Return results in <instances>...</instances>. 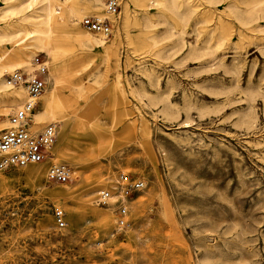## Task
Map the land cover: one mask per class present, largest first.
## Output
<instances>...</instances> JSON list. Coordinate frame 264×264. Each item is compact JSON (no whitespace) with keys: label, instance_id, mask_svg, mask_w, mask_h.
I'll use <instances>...</instances> for the list:
<instances>
[{"label":"rangeland","instance_id":"374dc122","mask_svg":"<svg viewBox=\"0 0 264 264\" xmlns=\"http://www.w3.org/2000/svg\"><path fill=\"white\" fill-rule=\"evenodd\" d=\"M19 1L0 0V27L32 33ZM178 1V13L119 0L115 15L76 19L109 18L108 36L80 25L104 37L107 51L57 54L86 64L61 88L79 83L82 95L60 108L65 127L51 121L56 137L35 164L40 180L25 166L0 169V264H264V0L252 14L251 0ZM21 100L0 104V131ZM52 163L68 165L71 179L47 182ZM137 180L142 186L125 194L123 184ZM102 189L106 203L96 200Z\"/></svg>","mask_w":264,"mask_h":264},{"label":"bare ground","instance_id":"6f19581e","mask_svg":"<svg viewBox=\"0 0 264 264\" xmlns=\"http://www.w3.org/2000/svg\"><path fill=\"white\" fill-rule=\"evenodd\" d=\"M152 1L154 4H161L169 10L176 11L177 13L181 12V4L178 0ZM259 3H261V0H251L249 5L246 6V12L252 14ZM103 4L102 0H20L18 11L29 12V14L25 15L23 18V22L36 28L32 33H29L20 29L12 32L10 31V24H4L0 27V104L2 106H8L11 103H15L21 95L23 100L26 95L24 84L9 82L8 75L16 69L24 71L27 74H33L36 64L33 62L34 59H31V56L35 50H39L46 55L52 56V61L49 66L45 62V73L47 74L50 87L46 89L44 86L37 100V106H39V108L35 107L33 109V122L47 123L59 121L62 123V127H65L67 122L64 121L65 119L62 116L58 115V112L60 108H63V106L71 100L70 98L72 95L80 96L83 90L79 83H74V88L72 90L68 89L67 93H65L61 91L62 83L65 79L71 78L76 74L79 69L77 65L84 67L86 64L79 61L80 58L74 60L73 63L67 60H59L57 54H60L59 52L63 51L66 46L80 51H89L93 46H101L104 51H107L105 38L95 37L88 33L93 32L95 34H100L98 32L87 29L85 30L88 32L83 31L80 27V25L82 26L81 20L80 24L79 20H76L80 19V16L88 11H95L98 14H104L106 11L110 15H115L109 13L107 7L105 8L106 10L103 9ZM238 18L240 19V16ZM82 28L84 27L82 26ZM21 32H25L26 35H29L30 41L28 43L18 44L10 48H6L2 45L4 41H11L19 36ZM100 36L104 35L100 34ZM153 43L155 44V42ZM172 47L173 43H170L168 48ZM6 74H8L7 78H5ZM5 127L7 126L3 128ZM38 163L24 165L25 176L31 177L37 181L40 180L41 169L35 165ZM54 194L57 195L58 192H54Z\"/></svg>","mask_w":264,"mask_h":264},{"label":"built area","instance_id":"2783aa9c","mask_svg":"<svg viewBox=\"0 0 264 264\" xmlns=\"http://www.w3.org/2000/svg\"><path fill=\"white\" fill-rule=\"evenodd\" d=\"M107 11L115 14L118 11V0H105ZM82 26L104 36H108L111 29V22L108 17L84 16L81 19ZM33 62L36 64L33 74L16 69L8 75V81L14 84L23 83L26 95L22 102L13 108L7 115L8 125L0 131V169H10L24 166L30 163H38L49 156V147L56 137V123L49 122L40 128L32 127V111L37 105V100L45 86L44 73L46 71L45 60L35 55ZM72 177V171L66 164H51L46 170L47 182L63 183ZM124 174H120L117 185L120 181L126 180ZM143 182L137 180L123 184L124 193L128 194L140 188ZM119 195V194H117ZM111 197L108 190H100L96 200L98 203H106ZM126 207L120 205L117 208V224L125 226L127 221ZM55 226H65L64 212L61 208L53 209Z\"/></svg>","mask_w":264,"mask_h":264}]
</instances>
